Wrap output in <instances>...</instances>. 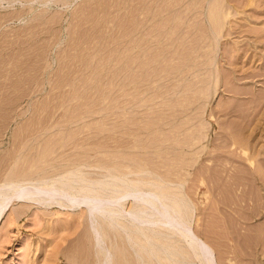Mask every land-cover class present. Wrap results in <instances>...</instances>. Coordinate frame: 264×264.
Segmentation results:
<instances>
[{
  "label": "rangeland",
  "instance_id": "rangeland-1",
  "mask_svg": "<svg viewBox=\"0 0 264 264\" xmlns=\"http://www.w3.org/2000/svg\"><path fill=\"white\" fill-rule=\"evenodd\" d=\"M129 165L185 196L219 264H264V0H0V182L100 193ZM53 198L10 199L0 264L160 263L131 197Z\"/></svg>",
  "mask_w": 264,
  "mask_h": 264
},
{
  "label": "bare ground",
  "instance_id": "bare-ground-1",
  "mask_svg": "<svg viewBox=\"0 0 264 264\" xmlns=\"http://www.w3.org/2000/svg\"><path fill=\"white\" fill-rule=\"evenodd\" d=\"M153 18H154V16H153ZM141 21H143V20H141ZM144 23H145V21H144ZM216 23H218V21ZM176 26L178 28V25H176ZM219 26L221 27V25H219ZM174 30H176V29H174ZM189 31H190V29H189ZM190 32H192V31H190ZM173 37H174V35H173ZM173 37H171V38H173ZM165 39H168V38H165ZM174 43L175 42H173V44ZM169 44H172V43H169ZM156 61H157V59H156ZM153 62H155V60ZM144 164L147 165L146 162ZM129 166H128V168H129ZM144 167L142 168L141 171H139L141 169L139 167L140 168L139 170L136 169V171H135V169H134V172H133V169H131V166H130L129 169H131L132 171L127 169L128 171L122 172L121 175H117V174L115 175V173L112 172L113 173L112 174L110 172V174H107V176L105 178L100 179L102 185H104V188L102 190L103 192H100V193H96V192H92V191L82 192L81 190H79L78 187L76 188V186L74 184H71L74 179L71 180V178H68L69 176H73L72 172H69L64 176L65 180L62 181L61 187L56 186L55 184L51 183L50 181L48 182V181H43V180H38L39 181L38 183H31V182L21 183L18 180H14V179L5 180L3 182H0V214L4 213L6 207L10 203V199H12L14 197L17 199H20L23 197H30L34 194L37 195V194H41V193L48 195V196H52V197H54L53 199H58V198L63 199L65 201L73 203L74 205L84 203V205L88 208L90 213L107 212V213H110L112 215L118 214V213L123 214L125 212V207H124L125 202L127 201L128 198L131 197L132 199H134L132 201L136 202L135 203L136 205H134V207H132L133 210L129 211L130 215L134 221L140 223L139 226H141V228L145 227V228H143V229H145L143 231L146 233L148 231H150V233H154V232L156 233L157 230L156 231H154V230L157 229V227H158V229L161 228L160 230H162V231L159 230V232H161L160 237L158 235L159 239L161 238L160 240L158 239L157 235H155L157 237L155 239H158V240H155L156 241L155 244L158 245L160 243L159 241H162V238H163L164 241L161 242L162 244L160 243L161 244L160 246H162V248H163V246H165L164 247L165 250L163 249L165 252V255L163 256L164 252H161L162 256H160L161 253H159V257H160V258H158L160 260L159 264L176 263L174 261H177V263H180V264H185L186 262L189 264H192V263L195 264L194 258L192 260L191 257L189 256L190 254H188L189 258L186 257L189 250H186L187 248H185V246H187L188 244L193 249V251H195L194 253L197 252L196 255L198 256V258H197L198 262L199 261L201 262L199 264H219L218 261L215 260L216 258L213 257V253H212V252H214V250L212 251L213 247L211 248L210 244L205 242L204 239H202V237H200L193 230V228L190 224V219H189L190 218V214L188 213L189 208L187 209V211H185L187 205H189V204L184 202L185 196L182 197V194H179L173 190L170 191L168 189L170 192L169 193L167 191V188H166V190L162 189L164 187V186L161 187L163 184L161 186H159V185L163 180L159 181V184H157L155 181V178L153 177V175H155L154 172L156 173V171L153 172L150 170L151 171L150 173H153V175L150 174L153 178L152 177L150 178L149 176H148L149 177L148 179H147V177L143 178L144 170H145ZM146 170H149L148 167L146 168ZM131 172L133 173V175L134 174L138 175L139 173H137V172H141V174H139V175H141L142 178L138 176L139 178H133L132 179L131 178L132 177ZM142 172H143V176H142ZM145 172H148L147 174H149V171H145ZM171 175L172 174H170V176ZM157 179H159V178H157ZM3 189H4V192H3ZM163 190H165V191H163ZM171 195H174L175 197H171ZM190 209H191V207H190ZM136 222H134V223H136ZM146 228L148 229V231H146L147 230ZM139 231H142V230L139 229ZM159 232H157V233H159ZM137 234H139V233L137 232ZM137 234H135V235H137ZM140 235L142 236V234H140ZM140 235H138V236H140ZM144 235H146V234H144ZM148 235H149V237L144 236L145 237L144 238L142 236V238L150 239L151 238L150 236H153L152 234L150 235L149 233H148ZM141 236H140V238H141ZM135 238H136V236H135ZM140 238H138L139 240H137V238H136V241L139 243L141 241L142 242L144 241V240H142V238L140 241ZM103 241L104 240H102V238H101V245H103ZM144 242L149 243V240H146ZM150 244H148V247ZM152 244H154V243H152ZM152 244H151V247H154V245L152 246ZM175 245H177V248L182 249L181 252H178V253L175 252L174 253V248L176 249ZM141 246L142 245H140V247ZM143 246H146V245H143ZM158 247L155 246L154 247L155 250ZM143 248L145 249L146 247H143ZM166 249L169 250L170 253L172 252L171 250H173L172 254H170L171 256L168 254L169 252ZM147 250H151V249H147ZM155 250H152V251H154L153 252L154 254L156 253L155 257H158L157 252L160 249H157V252ZM152 251H150V252H152ZM153 255H151V256H153ZM196 255H195V257H197ZM155 259L157 260V258H154V261H156ZM154 261H152V262L154 263ZM125 262H126V260H125ZM157 262H159V261H156L155 264ZM140 263H142V262H140Z\"/></svg>",
  "mask_w": 264,
  "mask_h": 264
},
{
  "label": "water",
  "instance_id": "water-1",
  "mask_svg": "<svg viewBox=\"0 0 264 264\" xmlns=\"http://www.w3.org/2000/svg\"><path fill=\"white\" fill-rule=\"evenodd\" d=\"M82 204H84V203H82Z\"/></svg>",
  "mask_w": 264,
  "mask_h": 264
}]
</instances>
